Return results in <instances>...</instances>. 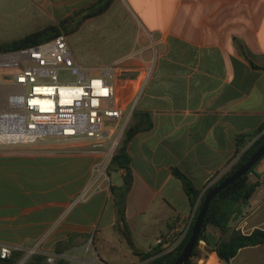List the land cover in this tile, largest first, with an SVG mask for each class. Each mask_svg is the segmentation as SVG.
Returning a JSON list of instances; mask_svg holds the SVG:
<instances>
[{
    "label": "crops",
    "instance_id": "obj_1",
    "mask_svg": "<svg viewBox=\"0 0 264 264\" xmlns=\"http://www.w3.org/2000/svg\"><path fill=\"white\" fill-rule=\"evenodd\" d=\"M30 1L47 22L40 30L99 0ZM88 25L106 44L104 66L149 73L136 110L149 115L152 127L129 144L134 183L125 215L128 245L137 247L135 236L153 238L151 250L163 234L185 235L198 208L173 169L201 197L236 161V138L264 133V0H114L81 29ZM109 28L117 33L112 41L104 33ZM107 144L52 138L0 144V244L23 257L68 260L78 238L120 239L111 186L123 180L122 173L107 175L114 154L106 159ZM105 160L103 176L97 167ZM250 181L260 185L231 224L246 235L264 230V160ZM208 233L219 240L217 229ZM220 263L264 264V244Z\"/></svg>",
    "mask_w": 264,
    "mask_h": 264
},
{
    "label": "built area",
    "instance_id": "obj_2",
    "mask_svg": "<svg viewBox=\"0 0 264 264\" xmlns=\"http://www.w3.org/2000/svg\"><path fill=\"white\" fill-rule=\"evenodd\" d=\"M0 70L8 72L0 79L1 145H28L52 138L93 141L101 147L105 140L124 132L131 119L118 85L119 64L95 71L82 66L65 34L30 48L0 53ZM65 73L75 80H63ZM148 74L143 73L137 100ZM183 236L175 242L171 235L161 237L157 246L169 252ZM13 252L0 244V260L9 259ZM48 261L53 263L55 258L48 257Z\"/></svg>",
    "mask_w": 264,
    "mask_h": 264
},
{
    "label": "trees",
    "instance_id": "obj_3",
    "mask_svg": "<svg viewBox=\"0 0 264 264\" xmlns=\"http://www.w3.org/2000/svg\"><path fill=\"white\" fill-rule=\"evenodd\" d=\"M114 0H99L96 3L84 8L60 22L58 25H49L45 28L37 30L20 39L9 42H0V53H10L21 49L30 48L41 43L47 42L56 38L61 34L70 36L78 32L83 23L91 18L98 17L111 7ZM257 67L258 66H255ZM131 94V92H130ZM134 122L131 126L125 129L123 137L117 146L111 161L107 167V175L112 179L115 175L122 173L123 185L121 187L111 186V194L114 200L116 211L120 218V223L123 224L124 231L128 232L126 215H125V199L131 191L134 183V172L132 169V158L129 154V144L135 135L141 131L148 130L152 127V121L148 114L137 111L133 112ZM238 147V157L232 164L230 169L221 176L207 191L200 197L201 191L193 184L192 180L181 170L174 168L173 174L176 178L182 181L185 190L191 200L193 206L198 202V208L194 220L188 229L187 233L176 245V247L164 252L161 245L156 248V257L152 264H174L181 256L185 249L195 224V220L200 212L203 201L206 195L213 189L220 181L232 175L241 166H243L248 159L264 145V133H261L257 138L240 135L236 138ZM264 160V158L262 159ZM261 160V161H262ZM261 161L245 176L240 178L231 186L227 187L219 193L211 202L207 215L204 220L203 228L200 232L197 245L189 261L186 264H207L201 248L204 245L207 250H211L217 260L229 263L237 256L241 249L253 247L264 244V230L256 229L251 234H243L241 230L231 227L233 221L243 214V207L249 203L252 195L260 185L259 182L252 183L250 175L255 172L256 167ZM218 230L219 240H212V236L208 233L209 228ZM128 237V234L126 235ZM167 236V235H166ZM179 239V238H178ZM177 236L171 238L172 241L178 240ZM134 250L135 246L130 243ZM161 247V248H160ZM24 253L20 251L13 252L11 257L7 260H0V264H18L23 258ZM218 260V262H219ZM26 264H70L65 259H58L50 263L48 257L43 254H36L30 258Z\"/></svg>",
    "mask_w": 264,
    "mask_h": 264
},
{
    "label": "rangeland",
    "instance_id": "obj_4",
    "mask_svg": "<svg viewBox=\"0 0 264 264\" xmlns=\"http://www.w3.org/2000/svg\"><path fill=\"white\" fill-rule=\"evenodd\" d=\"M46 24L47 22H44V19L37 14L36 9L33 7L30 0H0V42H9L20 39L37 31L40 27ZM93 32L94 27L88 25L83 27L79 32L68 36V38L78 62L82 66L95 71V69L108 63L107 57L109 54L104 53L106 44L102 43L100 39L101 35L96 36ZM104 33L107 35L109 41H112L117 34L111 28L105 30ZM7 73L8 72L5 70H0V79L2 80L3 76ZM64 76L63 80H75V76L70 73H65ZM143 79L144 75H140L134 70H124L123 74L121 71V74L118 77V85L119 88H121V95L127 104V116L132 113L130 117L131 119L128 121L126 128L131 126L134 122L133 112L137 108V93L141 88ZM117 132L119 133L120 129H118ZM122 133L124 132H121L116 138L108 140L107 147H105V156L107 160L111 157L112 153L115 152L117 146L121 142L123 137ZM107 160L103 162L98 172L99 174H103V176L106 175L105 167ZM116 233L117 234L115 235L119 236L120 239H117L112 235L108 240L103 241L98 237L97 233L94 237L91 235L85 238H78L76 249L69 253L70 257L65 256V258L68 259L67 261L70 264H152V261L156 257L155 250L157 245L151 250L148 249L150 245L154 243L153 238L144 240L143 238L139 239L135 236L134 238L137 247L131 251L129 247L130 245H128L127 233L121 228L116 230ZM182 233L183 229H180L176 235L177 239ZM165 236L166 235L163 234L162 237ZM202 254L205 260H208L213 252L204 248ZM35 255L36 253L23 257L19 264H26V262ZM57 260L58 258L55 257V261ZM207 264H219L214 254L208 260Z\"/></svg>",
    "mask_w": 264,
    "mask_h": 264
},
{
    "label": "water",
    "instance_id": "obj_5",
    "mask_svg": "<svg viewBox=\"0 0 264 264\" xmlns=\"http://www.w3.org/2000/svg\"><path fill=\"white\" fill-rule=\"evenodd\" d=\"M263 158L264 145L261 146L237 171H235L232 175L225 178L224 180L220 181L213 189H211V191L206 195L200 212L195 220L191 237L181 256L177 259L174 264H186L191 258L193 251L195 250V247L197 245L200 232L203 228L205 217L213 199L227 187L231 186L240 178L247 175Z\"/></svg>",
    "mask_w": 264,
    "mask_h": 264
}]
</instances>
